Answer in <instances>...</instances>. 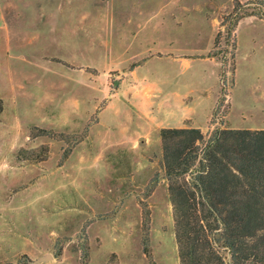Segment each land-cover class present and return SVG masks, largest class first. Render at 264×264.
I'll return each mask as SVG.
<instances>
[{
  "label": "rangeland",
  "instance_id": "374dc122",
  "mask_svg": "<svg viewBox=\"0 0 264 264\" xmlns=\"http://www.w3.org/2000/svg\"><path fill=\"white\" fill-rule=\"evenodd\" d=\"M248 1L258 0L241 3ZM17 3L0 0V28L9 30H0V264H151L142 244L146 208L154 264H179L159 131L264 128V21L243 20L230 34L235 0H128L147 27L163 21V40L148 46L191 64L167 72L203 95L193 111L180 103L145 120L129 97L150 105L161 85H140L139 70L128 78L147 54L120 62L108 53L115 0L73 3L90 12L85 24L91 17L95 32L22 54Z\"/></svg>",
  "mask_w": 264,
  "mask_h": 264
},
{
  "label": "trees",
  "instance_id": "16d2710c",
  "mask_svg": "<svg viewBox=\"0 0 264 264\" xmlns=\"http://www.w3.org/2000/svg\"><path fill=\"white\" fill-rule=\"evenodd\" d=\"M230 15L228 32L236 34L242 19L264 20V0H235ZM232 45L236 50L237 38ZM159 135L179 264H264V128L218 127L206 135L199 127H162ZM143 222V251L154 264L147 208Z\"/></svg>",
  "mask_w": 264,
  "mask_h": 264
},
{
  "label": "crops",
  "instance_id": "0c3cea01",
  "mask_svg": "<svg viewBox=\"0 0 264 264\" xmlns=\"http://www.w3.org/2000/svg\"><path fill=\"white\" fill-rule=\"evenodd\" d=\"M56 1L57 0H18V3L14 4V6L18 8V13L14 12V14H17L18 18L16 30L17 32L24 33L17 41V48H19L17 53H27L31 46H44L48 44V41L66 42L70 40L77 42L79 39H84V34L86 32H95V25L91 17L88 23L85 24L84 16L90 12L85 13L83 10L70 7L73 3H81L82 0H61L60 3ZM127 1L128 0H115V7L108 14V20H110L112 24L110 40H108L111 46L108 53L112 55L113 59L117 57L120 58V62L124 60L127 61V57L129 56L133 57L138 54H147L148 56L145 58L143 57L144 59H142L140 65L129 71L128 78L133 80L134 74L139 70L140 85L147 83L146 81H149V79H153L161 85V90H159L156 95L151 94L148 100L145 98L148 102H152L150 105H145L141 98L132 95L129 97V107L139 113H143L145 120H149L158 109L159 112L164 113L170 112V110L178 111L180 103L184 104L190 111L195 110V107H192L196 106L197 102H199L198 104L201 103V101H198L200 99L197 98V95L200 96L202 93L195 92L194 85H181L180 82L172 76L171 71L167 72L169 69H177L178 65L187 69L191 67V64L181 63L179 59L172 54H169L168 57H162L159 55V51L153 50L151 46H148L149 42L147 39L149 40V38L154 45H157L159 42L158 40H163V21H151V26L147 27L145 23L147 20L144 19V13H142V11L129 9L127 7ZM122 3L123 7L121 6ZM117 4L119 6H116ZM33 8L34 10H32ZM31 11H35V19H31V15L29 14ZM246 19L254 21L263 20L255 16H249L241 21ZM0 30L2 32L9 31L3 25ZM86 38L90 41H94L96 37L92 35L90 38L87 36ZM32 39L34 41H32ZM148 50L151 51L149 52ZM162 62L167 64V70L163 71L159 69V71H157L158 66L155 68L150 66V64H160ZM118 91H120V88ZM116 94H118V92L115 93L114 96ZM186 98H191L190 103L185 102ZM128 104L129 103L126 105Z\"/></svg>",
  "mask_w": 264,
  "mask_h": 264
}]
</instances>
